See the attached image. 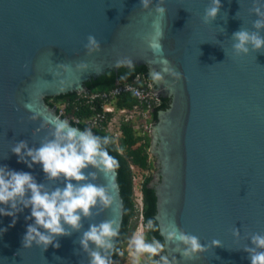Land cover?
I'll use <instances>...</instances> for the list:
<instances>
[{"label": "water", "instance_id": "obj_1", "mask_svg": "<svg viewBox=\"0 0 264 264\" xmlns=\"http://www.w3.org/2000/svg\"><path fill=\"white\" fill-rule=\"evenodd\" d=\"M221 3L217 18L205 24L211 0H166L163 17L155 13V4L145 10L140 0H0V164L32 172L49 187L62 185L47 181L39 165L29 169L17 162L10 150L20 140L39 146L48 135L47 126L33 135L41 121L29 118L25 101L79 127L47 97L87 90L91 79L128 67H114L124 57L146 65L148 74L159 70L147 46L152 20L158 18L163 55L181 76L164 74L169 90L152 81L154 93L171 100L158 110L151 133L156 160L148 187L157 197L155 217L161 229L175 222L205 245L222 241L191 261L175 253L172 242L167 252L181 264H251L243 247L251 234H264V50L238 55L232 48L235 31L254 30L251 0ZM90 34L101 43V51L91 56L84 47ZM80 61L89 63L86 71L65 74L62 84L54 76L57 63ZM94 183L116 185L110 188L115 211L84 219L81 232L58 237L59 248L23 247L30 209L18 214L14 226L11 217L0 216V228L7 229L0 234V264H88L78 243L82 231L90 223L116 219L120 234L124 220L117 169ZM236 227L239 239L233 235Z\"/></svg>", "mask_w": 264, "mask_h": 264}, {"label": "clouds", "instance_id": "obj_2", "mask_svg": "<svg viewBox=\"0 0 264 264\" xmlns=\"http://www.w3.org/2000/svg\"><path fill=\"white\" fill-rule=\"evenodd\" d=\"M154 4L157 16H165L166 0H140V5L145 10L152 9ZM221 7V0H211L210 6L205 10L203 22L207 24L215 20ZM248 11L257 17L252 22L254 30L240 28L232 34V48L238 55L264 50V35L261 34L264 32V0H251ZM152 28L147 46L153 53L152 62L159 63L160 68L150 70L149 76L155 84L163 83L169 90L164 74L178 79L181 73L171 67L170 61L163 55L164 28L158 18L152 20ZM84 47L89 56L101 51V43L91 34ZM124 65L129 68L135 66L132 58L124 57L117 59L114 67ZM88 68L87 61H80L74 66L61 62L57 63L54 76L59 77L62 84L65 74L73 70L86 71ZM23 106L32 113L29 117L31 120L39 118L41 121L40 127L33 130V135L45 126L48 135L42 138L39 146H29L27 140H20L10 150L17 156V162L26 164L29 169L39 165L47 181H61L62 185L49 187L45 182H38L32 172L0 164V216L11 217L10 226H14L18 214L30 209V215L25 219L32 222L26 225L22 238L23 247L32 248L35 245L43 250L49 246L59 248L58 237L81 232L84 219L91 218L94 214L100 215L105 209L115 211L113 191L116 185L111 184L113 191H110L109 186L94 181L100 174L108 176L114 172L119 162L109 151L111 137L108 135H98L87 127H74L67 119L37 109L31 100L25 101ZM6 158L7 156L4 157ZM6 230L0 228V234ZM157 230L162 231L165 237L163 241L156 236L149 238L148 232ZM118 235L116 219L90 223L82 231L78 241L82 251L88 256V264H112L114 251L123 255L115 247ZM233 235L240 238L241 233L237 227L233 229ZM249 239L250 244L244 245L243 249L249 254L251 264H264V234L254 233ZM168 242H172L174 252L180 253L187 261L193 260L198 253L207 251L209 247L222 245L219 239H213L210 245H205L198 236L180 229L175 222L161 229L152 218H148L143 230L127 237L130 264H181V259L176 255L169 256Z\"/></svg>", "mask_w": 264, "mask_h": 264}, {"label": "built area", "instance_id": "obj_3", "mask_svg": "<svg viewBox=\"0 0 264 264\" xmlns=\"http://www.w3.org/2000/svg\"><path fill=\"white\" fill-rule=\"evenodd\" d=\"M125 94H131L136 102L133 105H119L120 98ZM163 104V98L154 93L152 80L145 74H139L132 81L118 82L115 86L105 90L87 89L76 92L67 99H62L54 105L61 116L67 114L68 109H80L89 107L90 113L86 116L72 115L77 122H83L90 128H99L112 135L115 143L120 145L121 139L125 136L124 126L130 125L142 141L151 139L152 129L156 122L155 113ZM71 119V117H69ZM120 152L123 149L120 148ZM149 162L153 165L147 169H141L135 164L131 167L134 171V200L137 208V219L141 227L137 225L134 232L143 230L145 197L143 184L146 177L151 174L145 173L142 176L137 170L153 171L155 157L149 148Z\"/></svg>", "mask_w": 264, "mask_h": 264}, {"label": "trees", "instance_id": "obj_4", "mask_svg": "<svg viewBox=\"0 0 264 264\" xmlns=\"http://www.w3.org/2000/svg\"><path fill=\"white\" fill-rule=\"evenodd\" d=\"M139 74H148V67L146 65L134 66L133 68L121 67L118 71H107L106 74L93 78L87 82L89 89L105 90L115 86L118 82L132 81ZM123 77V78H122ZM150 77V76H149ZM76 93L61 94L54 97H47V101L51 105H55L56 102L62 99L71 98ZM136 102L135 98L131 94L123 95L119 100V105H133ZM171 100L169 98H163V104L158 110L169 106ZM158 110L155 113L157 120ZM90 113L89 107H81L80 109L70 108L64 117H71V121L74 125L79 126L81 129L90 128L83 122H77L72 118V115L86 116ZM94 133L111 137V143L108 145L110 153L115 156L119 162L117 168L118 181L121 187V194L124 199V220L122 223L121 231L117 239L116 248L122 251L124 254L120 255L118 252L112 254V264L125 255V246L127 244V237L130 236L137 228V208L134 200V171L131 167L132 164L137 165L141 169H147L153 164L149 162V148L151 146V139L142 141V138L135 133L133 127L130 125L124 126L125 136L121 139L120 145H117L112 138V135L105 130L99 128H91ZM120 148L123 152H120ZM153 175L146 177L143 190L145 197L144 205V221L148 218H152L154 222L159 225L156 219L157 213V197L155 190L148 187ZM149 238L156 236L157 238L164 240L160 234V230L148 232Z\"/></svg>", "mask_w": 264, "mask_h": 264}, {"label": "rangeland", "instance_id": "obj_5", "mask_svg": "<svg viewBox=\"0 0 264 264\" xmlns=\"http://www.w3.org/2000/svg\"><path fill=\"white\" fill-rule=\"evenodd\" d=\"M155 160H156V159H155ZM154 171H155V167H153V171H152V170H150V171H147V170H146V171H143V170H137V173L140 174L139 176H142V177H143V175H144L145 173L153 175ZM135 220L137 221V225H138L139 227H141V222H140V220H138L137 218H136ZM141 228H142V227H141ZM124 250H125V255H124L121 259L117 260V261L115 262V264H130V259H129V256H128L127 244H126Z\"/></svg>", "mask_w": 264, "mask_h": 264}]
</instances>
